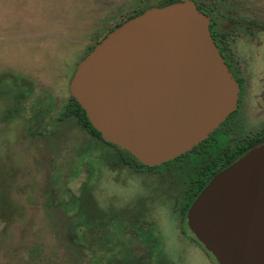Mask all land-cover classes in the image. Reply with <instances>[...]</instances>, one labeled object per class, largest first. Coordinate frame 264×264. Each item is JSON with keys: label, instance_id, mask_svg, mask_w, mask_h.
Wrapping results in <instances>:
<instances>
[{"label": "rangeland", "instance_id": "obj_1", "mask_svg": "<svg viewBox=\"0 0 264 264\" xmlns=\"http://www.w3.org/2000/svg\"><path fill=\"white\" fill-rule=\"evenodd\" d=\"M168 1L0 0V264H156L160 252L175 264H214L184 247L158 202L149 221L161 223L164 246L122 224L118 213L149 195L146 174L109 167L106 143L75 117L59 120L71 79L96 44L130 16ZM222 4L235 10L229 29L258 32L264 46V0ZM83 192L94 201L89 224Z\"/></svg>", "mask_w": 264, "mask_h": 264}, {"label": "water", "instance_id": "obj_2", "mask_svg": "<svg viewBox=\"0 0 264 264\" xmlns=\"http://www.w3.org/2000/svg\"><path fill=\"white\" fill-rule=\"evenodd\" d=\"M192 0L153 6L79 63L70 92L103 139L150 166L190 151L237 108L239 86ZM191 230L219 264H264V144L218 172Z\"/></svg>", "mask_w": 264, "mask_h": 264}, {"label": "flooded vegetation", "instance_id": "obj_3", "mask_svg": "<svg viewBox=\"0 0 264 264\" xmlns=\"http://www.w3.org/2000/svg\"><path fill=\"white\" fill-rule=\"evenodd\" d=\"M192 1L210 17L214 40L238 83L240 90L236 110L205 140L173 160L155 166L146 165L130 158L112 144L106 143L112 150L107 152V165L119 170L127 169L136 174L145 173L144 180L150 181L149 195L143 196L118 213L117 219L122 224L133 227L146 242H153L155 246H164L165 231L160 221L159 229L157 224L149 221V216L158 202L159 208L166 212L170 220L176 221L179 239L184 247L193 245L211 260L213 257L214 264H219L215 256L191 230L188 214L195 199L218 172L248 151L264 144V46L258 42V32L229 29V26L237 21L231 16L235 10L225 7L222 4L224 0ZM223 8L229 13L227 14ZM138 14L140 13L125 19L112 30ZM261 33L264 32H259ZM244 39H255L258 43L253 42L254 46H247L248 42ZM193 156L197 158L194 159ZM205 167L212 174L208 182L201 186L200 180L205 173ZM157 255L156 264H175L164 252Z\"/></svg>", "mask_w": 264, "mask_h": 264}, {"label": "trees", "instance_id": "obj_4", "mask_svg": "<svg viewBox=\"0 0 264 264\" xmlns=\"http://www.w3.org/2000/svg\"><path fill=\"white\" fill-rule=\"evenodd\" d=\"M179 0H170L168 1L166 4H159L158 6H164V5H167V4H171V3H174V2H177ZM151 7V6H150ZM142 11H139L138 13H141ZM21 82V81H20ZM22 87H24V85H22ZM28 90V88H27ZM20 95H24L23 92H21L18 96V98L21 99V96ZM44 117V116H43ZM70 117H75L80 125L92 136H94L95 138L101 140L102 142L104 143H109V144H112L113 146L117 147L119 150L123 151L125 154L129 155L130 158L132 159H135L137 160L138 162H140V160L138 158H136L132 153H130L128 150L126 149H123L121 147H119L118 145L114 144V143H111V142H107L103 139L101 133L94 127V125L92 124V122L89 120L87 114H86V111L84 110V108L81 106V104L78 102V100L73 97L72 95L70 96V99L68 101V104L66 106V109L64 112H62L59 120L60 121H65L67 120L68 118ZM39 120H41L40 118L37 119V122L39 124ZM39 126V125H38ZM31 133V132H30ZM35 133V132H34ZM39 134V132H37ZM32 135H35L33 133H31ZM128 158V157H126ZM194 159L197 158V156H193ZM142 163V162H141ZM219 168H223V166H219ZM216 169V168H215ZM195 173V172H194ZM211 172H208V170L206 169L205 167V173L204 175H202V178L201 176H198V178H201L200 180V183H201V186H204L210 176H211ZM197 174L194 175V177H196ZM86 192H83L82 195H81V199H80V210L83 212L84 214V217H85V222L87 224H89L88 222L90 221V223L92 221H94L96 219V215H91L90 214V209L93 207L92 205H94V201L87 195L85 194ZM88 196V197H87ZM90 199V200H89ZM90 203H89V202ZM93 203V204H92Z\"/></svg>", "mask_w": 264, "mask_h": 264}]
</instances>
